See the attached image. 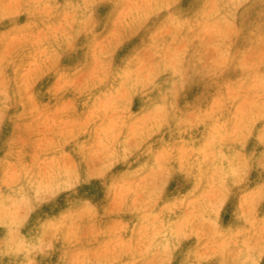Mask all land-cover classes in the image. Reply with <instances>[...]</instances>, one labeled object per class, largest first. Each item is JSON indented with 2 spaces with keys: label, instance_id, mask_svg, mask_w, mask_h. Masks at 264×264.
Segmentation results:
<instances>
[{
  "label": "clouds",
  "instance_id": "1",
  "mask_svg": "<svg viewBox=\"0 0 264 264\" xmlns=\"http://www.w3.org/2000/svg\"><path fill=\"white\" fill-rule=\"evenodd\" d=\"M0 264H264V0H0Z\"/></svg>",
  "mask_w": 264,
  "mask_h": 264
}]
</instances>
